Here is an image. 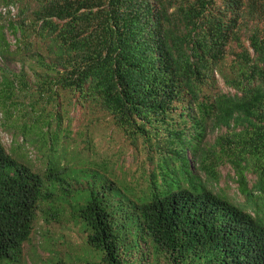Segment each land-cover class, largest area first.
<instances>
[{
  "label": "trees",
  "instance_id": "obj_1",
  "mask_svg": "<svg viewBox=\"0 0 264 264\" xmlns=\"http://www.w3.org/2000/svg\"><path fill=\"white\" fill-rule=\"evenodd\" d=\"M0 128V264H264V0H0Z\"/></svg>",
  "mask_w": 264,
  "mask_h": 264
},
{
  "label": "rangeland",
  "instance_id": "obj_2",
  "mask_svg": "<svg viewBox=\"0 0 264 264\" xmlns=\"http://www.w3.org/2000/svg\"><path fill=\"white\" fill-rule=\"evenodd\" d=\"M9 38H11V37L9 36ZM10 66L11 67H15L17 65L14 64V63H11ZM219 83L221 84V81L220 80H219ZM0 140L4 143V145L6 147L8 146V143L10 141V134L5 129H2V128H0ZM37 233H38V231H37ZM69 235H70L71 240L74 241V242L75 241L76 242L79 241L80 238H81L80 234H77V232L73 229V227L70 228ZM36 239L39 240V238L37 236H36ZM26 249L28 250V246L26 247ZM38 252L40 253L41 250L37 247V253ZM42 255L46 256V252L43 251L42 252ZM32 258H34V257L29 256V260H27V264H29V261L33 262V259Z\"/></svg>",
  "mask_w": 264,
  "mask_h": 264
},
{
  "label": "clouds",
  "instance_id": "obj_3",
  "mask_svg": "<svg viewBox=\"0 0 264 264\" xmlns=\"http://www.w3.org/2000/svg\"><path fill=\"white\" fill-rule=\"evenodd\" d=\"M3 143V142H2ZM4 144V143H3Z\"/></svg>",
  "mask_w": 264,
  "mask_h": 264
}]
</instances>
